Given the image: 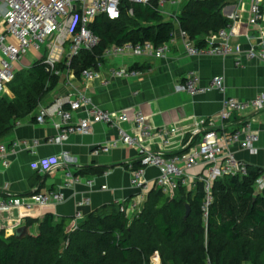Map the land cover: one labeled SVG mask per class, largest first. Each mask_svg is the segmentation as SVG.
<instances>
[{
    "label": "built area",
    "instance_id": "2783aa9c",
    "mask_svg": "<svg viewBox=\"0 0 264 264\" xmlns=\"http://www.w3.org/2000/svg\"><path fill=\"white\" fill-rule=\"evenodd\" d=\"M124 1L142 5L156 1L159 13L175 25L172 36L158 47L150 42L136 44L127 42L109 46L96 59L94 66L81 71L80 76L85 80H99L100 84L106 87L114 79L127 81L137 79L142 75V71L137 67H110L104 77L102 69L108 60L124 55L163 59L178 39L185 54L190 57L231 60L237 68H244L249 62L264 64V43L250 45L247 48L234 43L236 24L242 18L240 5L243 0H236L233 9L225 14L229 22L208 40L205 47L195 46L179 26L177 17L188 0H0V96L5 93L8 84L14 81L16 64L28 53H39L42 44L46 50V56L42 59L48 67L47 70L54 71V66L64 56L67 57V70L64 75L71 90L49 104L38 106L36 122L44 124L47 118L52 120V125L57 131L54 136L45 140L17 139L9 146L0 143V173L9 167L10 156L18 149L23 148L34 154L36 147L42 142L61 145L70 134L87 135L94 124L104 123L116 129L117 137L96 148L94 153H107L116 147L117 142L138 149L136 160L139 167L134 168L132 162L127 165L130 187L138 194L120 202V211L130 217L141 210L146 192L150 189L149 181L145 178V169L155 167L159 172L151 183L170 198L180 185L188 189L194 188L197 182L203 185L205 197L202 211L205 219L213 200L211 191L214 181L224 176L244 177L248 174V164L237 158L232 148L250 153L256 151L255 143L258 141L259 131L255 125L264 123V90L257 92L251 99L240 100L227 94L224 75H214L206 84H202L200 75L194 70H188L174 90L191 97L217 91L223 97L221 110L215 115L199 119L194 124L188 143L174 153H166V150L170 144L168 136L175 129H152L141 111L132 118L139 129V134L128 133L122 127V123L129 120L128 115L93 105L91 99L71 83L75 76L70 70L73 57L82 51L91 52L99 44V37L90 29L95 18L104 15L109 20L118 19L120 6ZM128 13L132 15L131 8ZM262 21L264 0H251L246 19L247 26H258ZM54 73L60 74L58 71ZM136 93L137 91H134L133 94ZM80 110H84L85 115L73 118L72 113ZM154 137L164 139L161 150L155 151L145 145V142ZM191 143L193 144L189 145ZM67 158V153L62 152L60 155L37 159L33 163V170L38 174L50 173L66 166ZM196 167H202L203 170L199 174H190L189 171ZM78 182V176L66 169L62 187L72 188ZM87 183L92 184L91 181ZM254 187L258 193L264 191V171L256 178ZM64 200L65 197L59 189L39 191L27 196L12 194L4 189L0 190V213L20 209L30 211L34 207L57 204ZM81 205L83 202L78 203V207ZM83 218L82 213L76 211L71 230L76 229ZM153 257L154 255L150 259V264H156L152 260ZM205 264L211 263L208 260Z\"/></svg>",
    "mask_w": 264,
    "mask_h": 264
},
{
    "label": "trees",
    "instance_id": "16d2710c",
    "mask_svg": "<svg viewBox=\"0 0 264 264\" xmlns=\"http://www.w3.org/2000/svg\"><path fill=\"white\" fill-rule=\"evenodd\" d=\"M232 1L188 0L177 17L179 26L195 46L205 47L208 37L229 22L223 9ZM90 29L100 41L91 52L82 51L72 58L70 70L75 77L94 66L109 46L150 42L158 47L171 38L175 25L159 13L156 1L147 5L124 1L118 19L99 15ZM66 62L64 56L54 66L57 75L38 59L28 69L34 84L26 95L18 97L12 91L14 99L0 100V138L13 122L38 108L65 74ZM132 163L139 167L138 160ZM93 170L81 169L78 174L102 172ZM262 171L264 168L248 165L244 177L215 180L205 219V193L199 182L192 189L180 185L172 198L152 186L135 215L127 217L120 211V203L111 204L87 214L74 230L72 219L56 221L46 214L37 230L22 238L0 231V264H150L155 254L161 264H205L208 260L211 264H264V191L258 193L254 187ZM37 192L36 188L32 193ZM31 224L26 220L28 228Z\"/></svg>",
    "mask_w": 264,
    "mask_h": 264
},
{
    "label": "crops",
    "instance_id": "0c3cea01",
    "mask_svg": "<svg viewBox=\"0 0 264 264\" xmlns=\"http://www.w3.org/2000/svg\"><path fill=\"white\" fill-rule=\"evenodd\" d=\"M235 3L236 0H233L223 9L224 15L233 9ZM250 3L251 0H243L240 5L242 18L236 24L234 43L243 48L264 43V21L258 26H247ZM211 37L213 36L208 37L207 40ZM133 64H137L142 71V75L137 79L129 81L114 79L105 87L99 80L89 81L79 76L74 77L71 83L77 90L84 92L93 105L112 112L126 113L129 120L122 123V127L132 135L139 134V129L132 120L138 111L145 115L146 123L152 129L174 128L175 131L168 136L170 144L166 153H174L186 145L194 124L201 118L217 114L222 107L223 97L217 91L191 97L174 90L188 70L196 71L200 75L202 84H206L214 75H224L227 94L240 100L251 99L257 92L264 90V64L249 62L244 68H237L231 60L190 57L185 54L179 39L163 59L124 55L108 60L102 69V76H106L110 67ZM67 82V78L63 75L40 105L49 104L69 93L71 90ZM134 91L137 93L133 94ZM2 98L9 101L14 99L8 86L5 93L0 96V100ZM37 111L38 108L13 122L12 127L0 138V143L9 146L17 139L45 140L54 136L57 131L52 125V120L47 118L44 124H38L35 120ZM84 115V110L72 113L75 119ZM255 128L259 131L258 141L255 143L256 151L250 153L238 148H232V151L237 158L248 165L264 168V123L256 124ZM116 137V129L104 123H97L93 125L89 134L72 133L61 145L42 142L36 147L34 154L23 148L18 149L10 156L9 167L0 173V190L5 189L12 194L27 196L36 188L41 192L59 189L65 200L57 204L34 207L30 211L20 209L10 213H0V230L6 235H12L15 228L26 226V220H29L32 224L29 228L26 226L27 232L33 233L46 214H52L56 221L72 219L73 224L76 211H80L85 217L104 206L135 197L138 192L130 187V173L125 165L138 158V149L117 142L116 147L107 153H94L96 148L115 140ZM163 140L161 137H154L145 142V145L158 151L163 147ZM62 152L67 153L66 166L45 174H38L33 170V163L37 159L60 155ZM95 168L102 169V172H89H93ZM66 169L79 178V182L72 188L62 187ZM81 169H87L89 173L78 174ZM202 170V167H196L189 173L199 174ZM158 172L155 167L145 169V178L149 181L150 188ZM88 181L92 184L88 185ZM79 202H83L80 207H78ZM152 260L156 264L160 262L157 255H154Z\"/></svg>",
    "mask_w": 264,
    "mask_h": 264
},
{
    "label": "rangeland",
    "instance_id": "374dc122",
    "mask_svg": "<svg viewBox=\"0 0 264 264\" xmlns=\"http://www.w3.org/2000/svg\"><path fill=\"white\" fill-rule=\"evenodd\" d=\"M67 50H68V47L66 46L65 51L67 52ZM45 56H46L45 45L42 44L40 46V52L39 53H36V52L28 53L23 58V60H21L20 63L16 64L15 79L13 82L8 84V87L11 91H14L18 97L23 93L26 95L27 90L29 88H31L30 86H32L34 84V79L32 76H30L29 71H28V67H30L35 61H37V59H42ZM146 197H147V192L145 195V199H146ZM145 199H144V202H145ZM144 202H143V204H144ZM0 231H2V230H0ZM4 235L10 236V235H6L5 232H4ZM61 248L63 249V247H61Z\"/></svg>",
    "mask_w": 264,
    "mask_h": 264
},
{
    "label": "water",
    "instance_id": "95a60500",
    "mask_svg": "<svg viewBox=\"0 0 264 264\" xmlns=\"http://www.w3.org/2000/svg\"><path fill=\"white\" fill-rule=\"evenodd\" d=\"M188 214H189V206L186 205L185 216H187ZM27 233H28L27 232V227L25 225L19 226V227L15 228L14 231H13V235H15V237H17V238H22Z\"/></svg>",
    "mask_w": 264,
    "mask_h": 264
}]
</instances>
